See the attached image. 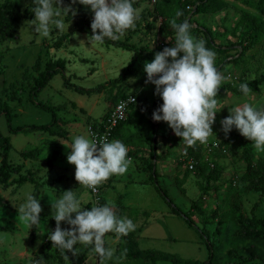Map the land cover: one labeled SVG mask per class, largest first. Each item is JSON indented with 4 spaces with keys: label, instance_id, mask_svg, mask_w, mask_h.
Segmentation results:
<instances>
[{
    "label": "rangeland",
    "instance_id": "obj_1",
    "mask_svg": "<svg viewBox=\"0 0 264 264\" xmlns=\"http://www.w3.org/2000/svg\"><path fill=\"white\" fill-rule=\"evenodd\" d=\"M2 1L4 0H0V3ZM13 1L19 3L23 10L35 6L32 0ZM134 1L136 2L134 7L139 11V18L135 28L128 30L119 39L144 47L146 59L138 65L133 75L113 90V94H116L119 88H123L126 93H133L137 98L136 104L132 105L127 119L114 139L124 141L131 164L125 174L113 175L100 185V192L105 204L114 205L118 217L132 220L135 230L129 234L138 241L140 248L158 249L184 259L203 262L210 255L204 237L196 227L190 226L182 216L172 211L155 184L150 181V166L155 160L150 155V145L145 141V137H150L152 133L151 121L155 122L152 119L153 112L157 109V104L163 102L158 95H155V85L145 84L147 79L144 71L145 62H152L155 53L163 50L162 42L171 27L169 21L175 17V12L181 10V7L178 5V0H165V7L171 11L172 17L164 21L157 10L156 0ZM63 2L67 6L71 0H63ZM258 4L259 0H224V7L219 11L197 12L196 5L190 3L185 13V18L189 22L191 19L195 21L193 27L203 25L210 28L214 41L226 50L224 52L212 50L216 53L215 66L225 79L217 96L219 101L217 110H221L217 112L215 123L212 125L214 134L204 144L197 142L206 156H211L214 151L207 145L213 147L216 141L225 137L220 121L230 114L229 109L244 102L264 106V86L258 92L251 91L248 96L233 90L240 87L243 81L255 79L264 72V32L261 31L260 36L255 39L253 35L248 34L243 40L244 34L247 33L244 14L264 20V11L258 7ZM77 5L78 3L73 5L76 10ZM76 18L77 15L64 17V30L61 32L53 26L50 38L35 34L34 26L30 27L27 23L32 19L24 18L15 36L9 41L0 42V61L4 69L0 73V108L7 105L12 108L15 114L13 119L15 127L24 123L47 124L51 122L53 114L38 107L34 100L43 102L54 107L58 115L66 120L65 128L69 131L67 138L51 136L39 130L13 133L7 124L5 114L0 115V131L4 136L9 137L12 143V161L23 166L22 173L29 169L35 171L37 183L35 185L28 182L19 188L14 184L7 188L0 185V196L10 203L9 207L0 208V227H4L0 231V264L99 263V257L92 251L91 246L85 247L79 244L76 245L78 255L73 256L71 252H66L69 257V261H66L60 250L52 247L48 235L56 226L52 218L51 202L60 198L63 191L73 190L81 208L90 209L99 206L91 191L80 186L75 180V166L67 162V155L71 150L65 145L70 146L76 135L92 138L89 126L101 120L106 114L109 107L107 98L109 86L101 92L84 93L67 86L62 73L58 72L34 100H31L30 93L40 72L50 59L65 58L67 64L64 73L69 81L90 89L118 77L130 62L134 52L104 42L103 44L87 42L90 35L77 30ZM59 34L67 35V39L61 48H55L54 43ZM73 34H78V38ZM191 35L206 41V35L201 30H194ZM241 40L245 44H250L251 41L253 44L249 45V50H245L243 59L236 63L233 59L238 56V51L243 49L240 45ZM36 63H38L37 67ZM130 78H135V82H130ZM233 131L238 130L233 128ZM156 136L157 152L161 155L156 161L159 183L177 205L190 213L200 227L205 226L214 238L216 236L221 238L218 242L221 251L218 253L217 264H226L230 260L232 251L242 244H257L252 240L235 237V222L230 199L237 194L236 200H239L245 211L251 215L260 194L259 191L248 186V183L237 181V175L244 171L246 165L242 146L231 145L227 151L219 154L217 162L219 166L225 167V171L219 180L212 181L206 186V183L196 176L195 171L187 168L184 159L188 147L174 134L167 123ZM259 153L264 158V152ZM186 171H191L186 182L183 185L178 184ZM35 187L37 193L34 192ZM28 195L39 200L43 209L35 239H32L31 233L34 225L30 226L18 216V208L26 201ZM215 211L217 215L213 217ZM255 214L264 217V199L255 208ZM74 216L75 214L73 218ZM222 217L225 222L222 223L219 235H215L217 224ZM61 227L66 229L70 226L62 222ZM104 239L105 247L114 249V253L122 244L121 238L116 239L113 233L106 234ZM240 253L244 254L246 251ZM104 264L126 263L111 258L105 260ZM158 264L173 263L162 260ZM244 264H264V262L253 260Z\"/></svg>",
    "mask_w": 264,
    "mask_h": 264
},
{
    "label": "clouds",
    "instance_id": "obj_2",
    "mask_svg": "<svg viewBox=\"0 0 264 264\" xmlns=\"http://www.w3.org/2000/svg\"><path fill=\"white\" fill-rule=\"evenodd\" d=\"M34 19L27 21L34 26V33L50 38L52 27L61 32L65 28L64 17L77 15L73 5L79 3L94 13L91 21V35L87 42L103 44L105 39L117 40L134 29L139 11L133 0H71L67 6L63 0H32ZM182 10L175 12L169 23L175 31V42L156 52L152 62H145L147 74L145 84L155 85V95L163 103L153 112L155 122H165L187 147L197 142L204 144L212 136L218 106V92L225 77L215 66L216 53L206 47V41L196 39L190 33L187 21L178 23ZM78 38V34H73ZM134 83L135 78H130ZM240 90L245 96L251 92L249 85L243 83ZM136 104L135 97H131ZM229 115L220 121L225 136L233 128L253 143L257 152H264V106L244 102L229 109ZM67 155V162L75 166V180L80 186L97 191L98 187L113 175H123L131 164L128 149L120 140L108 141L85 135L73 137ZM55 229L48 239L52 247L60 250L66 261V252L78 255L76 245L91 246L100 258V264L114 256V249L105 247L104 237L113 233L116 239L127 236L135 230L132 220L118 217L114 205L81 208L80 201L73 190L63 191V195L51 202ZM42 206L34 196L28 195L18 208L19 218L30 226L40 222ZM73 214H75L73 218ZM66 222L70 227L62 228Z\"/></svg>",
    "mask_w": 264,
    "mask_h": 264
},
{
    "label": "trees",
    "instance_id": "obj_3",
    "mask_svg": "<svg viewBox=\"0 0 264 264\" xmlns=\"http://www.w3.org/2000/svg\"><path fill=\"white\" fill-rule=\"evenodd\" d=\"M157 2V10L163 16L164 21L167 18L172 17L171 11L165 7V0H156ZM196 5L197 12L200 11H219L224 7V0H178V5L181 7L183 11V16L177 19V22L187 21L185 18V13L187 12L188 6ZM136 2H133V6H135ZM258 7H260L264 11V0H259ZM94 13L91 12L89 8H85L83 5L78 3L77 5V18L75 22V26L78 31L87 33L91 35V21L93 19ZM244 22L246 23V32L243 36V40L248 36V34L253 35V39L260 36V32H264V20L259 19L256 16L244 14ZM24 18H34V13L31 12L30 6L26 9H22L19 3L14 2L13 0H4L0 3V42H5L11 40L16 32L18 31L21 21ZM195 21L193 19L190 20V33L194 30H201L206 35V45L209 49L214 50L216 52H224L226 51L221 44L216 43L214 41V37L212 34V30L203 25H197L193 27V23ZM202 27V29H201ZM67 39V35L59 34L56 38L54 47L61 48L64 44V41ZM240 41V45H242L243 49L238 51V56L233 59L234 62H240L243 59V55L245 50L250 49V44H253L252 41L249 44H245L244 41ZM175 42V31L170 27L168 35L164 37V41L162 42V48L171 47ZM107 45H113L115 47H122L134 52L130 62L122 69L121 73L118 77L106 81L104 83L98 84L96 87L86 89L84 87L75 85L69 81V78L64 73L66 68V59L58 58V59H50L46 62L43 71L40 72L39 77L36 80V84H34L31 88L30 97L31 100L35 99V96L48 85L51 79L58 73L61 72L64 83L67 86L75 88L84 93L90 92H101L105 90L107 86L109 89L107 90V98L109 99V107L101 120L106 119L114 106L123 98L128 97V95L133 93H126L123 88H119L116 94H113V90L118 87V84L125 81L129 76L133 75L137 69L138 65L142 63L144 59H146L144 53V47L122 39L111 40L105 39L104 41ZM226 63H224L225 65ZM223 65V66H224ZM38 66V63L35 65ZM4 71L2 67V63L0 61V73ZM249 85L251 91L258 92L264 86V72L257 78L252 80L243 81ZM243 84V83H242ZM235 92L244 94L240 87H236L233 89ZM137 102V101H136ZM34 103L53 114V118L51 122L47 124H30L24 123L17 127L13 124V119L15 118V114L12 111L10 106H4L0 108V115L5 114L7 124L13 133L19 132H27V131H41L44 133H48L51 136H59L62 138H67L69 131L65 128L66 120L60 117L55 110L54 107L48 105L43 102H35ZM163 102H159L157 104V108ZM135 104V103H134ZM101 120L96 121L93 125L100 124ZM122 121L113 132V140L115 136L118 135L120 129L123 126ZM152 133L150 137H145V141L150 145V155L152 159H154V163L151 164V176L150 181L155 184L157 190L160 194L165 198L167 203L171 206L172 211L182 216L185 221L192 227H196L200 234L204 237V241L207 243L210 249V255L207 260L203 262H199L195 259H184L179 257L176 254L164 252L158 249H143L140 248L139 243L135 240L130 234L127 236L121 237L122 244L118 246L113 259L126 264H158L159 261H171L173 264H217L218 253L221 251L220 244L218 242L221 241V238L216 236L214 238L213 235L206 229L205 226L200 227L195 219L190 215V213L184 211L179 205L175 203V201L169 196L166 189H164L159 183V173L156 170V161H158L161 157L157 152L158 148V138L156 136L159 131H161L165 122H153L151 121ZM235 130V128H234ZM231 133V135H230ZM227 136L223 137L220 141H216L211 150H214L211 153V156H206L205 152L202 151L199 145H195L194 147H188L185 152V163L187 164V168L189 170L195 171L197 177L201 178L208 186L212 181L219 180L222 174L225 171V167L219 166L217 162V158L219 154L227 151L228 147L231 145L239 144L242 146L243 150V158L246 163L244 167V171L237 175L238 183H248L253 189L260 192L259 200L256 202L255 207L249 215L239 200H236L237 194H234L231 200V208L233 211L234 222H235V237L236 239L241 240H252L257 244H242L239 248L235 249L231 253L230 260L227 261L226 264H244L249 263L253 260H262L264 262V217H258L255 214V208L259 206L264 199V158L257 152L251 141L242 137L238 131H232ZM124 143V141H121ZM11 149L12 143L9 137L4 136L0 131V185L4 188H7L9 185H15L16 188L21 187L25 183H36V173L35 171L29 169L27 172L22 173L23 166L21 164H16L11 159ZM216 151V152H215ZM215 152V153H214ZM214 153V154H213ZM29 156V154H27ZM215 157V158H214ZM193 160L194 167L193 169L189 168L188 161ZM211 163L214 166H211ZM191 171H186L185 175L178 184L183 185L186 182V179L190 175ZM18 175V176H15ZM183 187V186H182ZM184 189V187H183ZM185 190V189H184ZM34 192L37 193V188H34ZM92 193V192H91ZM101 193V192H100ZM99 206L105 205V199L101 195L99 199ZM10 203L7 199L0 196V208L9 207ZM218 211V209H217ZM217 211L213 213V217H216ZM219 224H217L215 235H219L221 231L222 223L225 222L224 217L219 220ZM4 227H0V231L3 230ZM39 231L38 224L34 225L32 228V239L36 238V235ZM243 249V250H241ZM241 251H246V253H240ZM248 255V256H246ZM230 256V255H229ZM251 259V260H250ZM100 264V258L99 263Z\"/></svg>",
    "mask_w": 264,
    "mask_h": 264
},
{
    "label": "built area",
    "instance_id": "obj_4",
    "mask_svg": "<svg viewBox=\"0 0 264 264\" xmlns=\"http://www.w3.org/2000/svg\"><path fill=\"white\" fill-rule=\"evenodd\" d=\"M134 96L135 100H137L136 96L134 94L128 95V97L121 99L113 108L110 115L104 119L101 120L100 124L97 125H90L89 126V133L92 138L100 139L101 137H106L108 141L113 140V132L116 130L117 126L127 119V115L134 104L132 102L131 97ZM207 147L211 150L212 146L207 145ZM194 161L189 160L188 165L189 168L193 169L194 167ZM211 166H214L213 163H211ZM90 190V189H89ZM91 191V190H90ZM93 196H95L96 201H99L101 193H100V186L98 187L97 191L93 192L91 191Z\"/></svg>",
    "mask_w": 264,
    "mask_h": 264
},
{
    "label": "water",
    "instance_id": "obj_5",
    "mask_svg": "<svg viewBox=\"0 0 264 264\" xmlns=\"http://www.w3.org/2000/svg\"><path fill=\"white\" fill-rule=\"evenodd\" d=\"M187 22L189 23V20H187Z\"/></svg>",
    "mask_w": 264,
    "mask_h": 264
}]
</instances>
